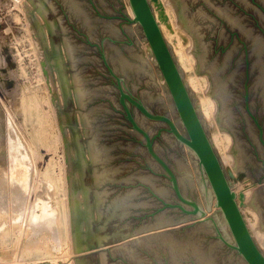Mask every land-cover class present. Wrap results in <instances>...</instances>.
Listing matches in <instances>:
<instances>
[{"label":"water","instance_id":"water-1","mask_svg":"<svg viewBox=\"0 0 264 264\" xmlns=\"http://www.w3.org/2000/svg\"><path fill=\"white\" fill-rule=\"evenodd\" d=\"M45 18L84 264H264L160 0H28ZM238 179L264 182V0H170ZM247 205L264 231V185Z\"/></svg>","mask_w":264,"mask_h":264},{"label":"rangeland","instance_id":"rangeland-1","mask_svg":"<svg viewBox=\"0 0 264 264\" xmlns=\"http://www.w3.org/2000/svg\"><path fill=\"white\" fill-rule=\"evenodd\" d=\"M129 3L130 0H123L129 17L133 19L130 12L132 7ZM160 3H167L172 6L170 0H160ZM157 8L158 5L154 4L153 9L157 10ZM172 12L174 20L176 19L175 24L178 25L177 14L174 8ZM165 29L169 35L172 34L170 36L176 38L177 33L175 34L173 30L171 31V28L167 27ZM188 36L190 37V44L186 43L184 48L195 58L190 53L193 47V39L189 34ZM169 41L172 42L171 39ZM170 42L168 43L174 50L175 47ZM174 51L177 60V51ZM178 63L181 67L180 62ZM193 63L195 67L197 63L196 58ZM181 68L183 69V67ZM183 71L186 76L184 69ZM204 76L207 78V84L204 87L205 92H207L210 86L208 75H199V77ZM185 80L187 81L186 77ZM189 86L195 92L200 105L198 92L190 84ZM29 94L36 96L48 115V121L43 125L45 139L40 138L37 142L34 140L35 134L32 133V127L25 125L20 109L23 96ZM209 97L212 98L211 96ZM212 100L215 101L213 98ZM215 105L216 113L217 103ZM201 112L203 114L202 109ZM215 122V126L219 127L216 118ZM207 123L212 139L215 131L208 121ZM218 131H220V128ZM222 133L224 132H221V135ZM225 133L231 137L230 145L226 151L232 156L234 164V157L229 153L233 144V138L229 133ZM45 150L53 152L56 170L60 169V171H63V178L61 179L62 188H60L61 191L54 193V196H52L53 186L49 185L47 179L41 180L39 178L38 180H41V183L38 185V189L35 192L32 191L33 193L31 192L30 196H28L29 207L32 208L40 196V203L46 207L49 206L55 212L57 219L59 210L64 215L67 209L68 215L66 217L70 229V242H67L65 245L59 242L60 236L58 238L55 236V234L60 235L59 228L56 230L57 226L50 229L52 232L44 230V232H47V235L42 232L45 238L48 237L49 239H45L42 233L39 235L35 234L34 228L32 229V226L29 224V217L32 211L30 212L27 209V221L25 220V225L27 226L28 224V235L20 243L19 248L12 245L8 247L4 246L5 248L0 249V257H4L5 261L9 264L13 262L12 259L15 258L16 254L18 261L14 264H84L80 247L72 171L45 18L28 0H0V185L4 186V183H6V186H9L8 188L12 190L14 183H18V181H15L16 177L14 173L17 172V169L28 172L32 168H36L37 173L42 172L47 165L44 160L47 162V159L51 157H43V154L46 152ZM216 150L221 158V153L217 148ZM224 167L228 177L229 173L234 174V177H229L231 188L234 192L237 190L235 192L237 195L235 199L244 218H248V221L252 220L251 213L247 210L251 208L247 203L253 195L254 190L264 185V182L252 183L251 177L240 181L231 165ZM22 179H19L21 186L26 185L28 179H24V177ZM2 180L5 181L2 182ZM246 186L249 187L247 188L249 193L247 196L243 191ZM13 211L16 212L15 210ZM13 211L11 213L0 212V235L8 227L12 229L14 227L13 222L20 218L21 215L18 213L14 214ZM37 213H40V211ZM58 231L59 233H57ZM49 232H51L52 236L49 235ZM9 238L10 236H5L6 240ZM53 240L56 242H53ZM44 242L48 243V245L43 244Z\"/></svg>","mask_w":264,"mask_h":264},{"label":"bare ground","instance_id":"bare-ground-1","mask_svg":"<svg viewBox=\"0 0 264 264\" xmlns=\"http://www.w3.org/2000/svg\"><path fill=\"white\" fill-rule=\"evenodd\" d=\"M152 4L154 5V3H152ZM162 4L164 7V11L168 17V20H167V22H165L164 19L162 18L161 14H160L159 6H158L157 10L154 9L156 19H157V21H158V23L162 29V32H163L166 40H168V42H170L169 39H171L172 42H170V43H173L172 45H174V47H175L174 50L177 51V61L180 62L181 67H183V69L186 72L185 77L188 81L187 83H189L193 87V89H195L199 94L200 108L203 111V115H204L205 119L214 128L215 132H214V136H212L213 137L212 138L213 139V145L221 153V161H222L223 165L224 166L231 165L233 167L232 156L230 154H228L226 151L230 145L229 143L231 141V137L228 134H226L225 132L222 133V135H221V132L218 131L219 127L215 126V124H216V122H215L216 105L215 104L216 103H215V101L212 100V98H210L209 96L206 95V92L204 90V87L207 84V78L205 76L199 77V75H197L195 67L193 66V64H194L193 62L195 61V58L191 54H189L188 51L185 50V48H184L185 44L186 43L188 44L190 42V37L188 36V33L186 31H184L183 29L178 27V25L175 24L176 19L174 20V18H173V15H172L173 14V12H172L173 8H171L173 6L168 5L167 3H165V4L162 3ZM130 12H131V16L133 18H135V15H134V12L132 9H130ZM167 27L169 29L171 28V31L173 30L175 32V34L177 33L176 38L170 36L172 34L169 35V33L166 32L165 28H167ZM200 86H201V88H200ZM20 109L22 111V115L24 118L25 125L32 127V133L35 134V136H34L35 142H37L40 138L45 139V136H44L45 129H44L43 125L45 122L48 121V115H47V113H45L42 105L40 104V102L38 101L36 96L31 95V94L24 95L22 98V103H21ZM45 151L46 152H45V154H43V157H48V156H51V157L48 158L49 160L47 159V162L42 157V159L47 164L45 169L42 172L37 173L36 168H32L28 172H25L24 170L17 169V172H14V173H15V177H16L15 181H18V183L16 184V182L14 181L15 182L14 188L12 186V190L10 188H8L9 186H6V183H4V186L0 185V212L11 213L13 210H15L16 212L13 211L14 214L18 213L21 215L18 220L13 222L14 227H12V229H10L8 227L0 235V249L5 248L4 246L8 247V246H12V245L14 247L19 248L18 246L20 245V243L22 241H24V238L29 233L28 228H27L28 224H27V226L25 225L26 224L25 220L27 217L26 212L28 211L27 209H29L30 212L32 211V213L29 212L31 214V216L29 217L30 218L29 224L32 226V229L34 228L33 230H34L35 234L39 235L40 233L44 232V230L51 231L50 229H53L57 226L56 230H57V228H59L60 235L55 234V236H57V238H58V236H60L59 242L63 245H65L67 242L68 243L70 242V233H69L70 229H69V223H68V220L66 217L68 215L67 209H66V212L64 213V215H62L61 211L59 210L58 219H57L55 212L52 211V209L49 206L46 207L44 204L40 203V201H39L41 199L40 196L37 198V201H35L36 204H34L32 208L29 207L28 196H30L29 194L32 191L35 192L38 189V185H40L41 180L47 179L49 181V185L53 186L52 196H54V193L61 191L60 188H62L61 179L63 178V171L62 170L60 171V169L56 170V168L54 166V154H53V152H51L49 150H45ZM22 177H24V179L25 178L28 179V181L26 180L27 184L22 185L23 187L21 186L20 180H19V179H22ZM39 178L41 179L40 181L38 180ZM4 181L2 180V182H4ZM46 185H48V184H46ZM41 186H42V184H41ZM247 188H249V187L246 186L245 189L243 190L245 192L244 194H246V196L249 194ZM232 191H233V189H232ZM16 204H17V206H16ZM247 210H249L248 212H250L251 216H252V220H250V221H248L247 220L248 218L246 219V217H245L248 228L250 229V232H251L253 238L255 239V241L257 242L258 246L264 252V231L260 230L257 227L258 222H259L258 213L253 208L247 209ZM38 211H40V213H37ZM51 232H49V235H51ZM44 233L46 234L47 232H44ZM57 233H59V231ZM42 235L45 238V235L43 233H42ZM5 236H10V238L8 240H6ZM45 239H49V238L47 237ZM45 242L43 244H46ZM53 242H56V241L53 240ZM46 245H48V243ZM16 255L14 256L15 258L12 259L13 262L11 261L12 263H10V264L17 263L18 259L16 258L17 257ZM5 260L6 259L4 257H0V264H9Z\"/></svg>","mask_w":264,"mask_h":264}]
</instances>
